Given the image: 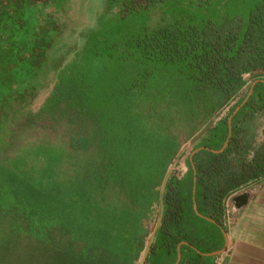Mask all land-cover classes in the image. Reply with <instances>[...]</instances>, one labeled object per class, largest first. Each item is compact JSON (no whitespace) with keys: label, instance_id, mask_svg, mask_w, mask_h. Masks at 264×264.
<instances>
[{"label":"trees","instance_id":"trees-1","mask_svg":"<svg viewBox=\"0 0 264 264\" xmlns=\"http://www.w3.org/2000/svg\"><path fill=\"white\" fill-rule=\"evenodd\" d=\"M238 21L143 25L105 41L97 33L73 63L57 68L34 113L17 97L29 78L28 37L0 12V142L18 126L13 148L21 131L44 119L70 130L66 144L21 147L13 158L2 159L10 146L0 148V264H138L162 204L149 257L166 247L175 264L186 242L179 264H211L204 256L224 247L216 224L228 231V199L264 176V144L247 158L250 116L264 111V73L255 74L264 70V0L241 30ZM206 129L187 175L172 176L162 194L183 140ZM195 219L215 231L200 236ZM216 236L222 243L211 246ZM193 248L195 257H186Z\"/></svg>","mask_w":264,"mask_h":264},{"label":"rangeland","instance_id":"rangeland-1","mask_svg":"<svg viewBox=\"0 0 264 264\" xmlns=\"http://www.w3.org/2000/svg\"><path fill=\"white\" fill-rule=\"evenodd\" d=\"M258 1L0 0V12L12 18L19 31L28 37L29 52L24 55L22 63L29 67L27 72L29 78L24 91L17 95L19 104L28 105L31 107V112L37 113L49 96L57 68L73 63L79 53L86 49L85 47L88 48L90 39L97 33H99L97 36L105 41L112 33L136 32L143 25L153 28L180 20L204 28L211 23L218 26L230 21L235 23L238 21L236 18L242 20L238 21L241 24L237 23L241 30L251 9ZM111 5L112 9L109 11L108 7ZM108 21L114 23L111 26L113 29L104 28ZM22 112H25L23 114L25 118L30 116L29 112L24 110ZM251 120V139L259 142L263 138L261 128L264 126V115L256 116ZM17 127L9 126L12 133L13 131L16 133ZM12 133L7 134L9 137L7 141L0 142V148L5 146L12 148L16 137ZM69 133L70 130L64 123L41 120L33 127L21 131L18 142L12 149L5 151L2 159L13 158L18 149L25 146L39 143L66 144L70 137ZM191 140H187V147L183 148L185 158L193 150L189 151ZM250 154L252 152L248 155ZM183 159L180 156L174 161L168 175L170 178L188 169ZM162 218V205H160L155 208V214L148 222L149 234L153 229L160 227ZM193 223L194 227L200 230V236L205 237L209 232L215 231L211 223H202L198 219L193 220ZM208 243L214 246L222 243V239L216 236L214 240L209 239ZM166 252V247L158 248L155 255L151 258L148 256V261L142 263L144 258L142 256L138 264H168L171 256H167Z\"/></svg>","mask_w":264,"mask_h":264},{"label":"crops","instance_id":"crops-1","mask_svg":"<svg viewBox=\"0 0 264 264\" xmlns=\"http://www.w3.org/2000/svg\"><path fill=\"white\" fill-rule=\"evenodd\" d=\"M250 77H251L250 75H246L247 79H250ZM254 86H255V82H250L240 97L245 96L249 88L251 87L252 89V87L254 88ZM261 115H264V111H258L254 113L253 115L250 116V119ZM261 130L263 131L262 132L263 138H261L259 142L253 141V139H251L250 137L249 140L250 143L248 144V149H247V158L249 159L252 158L257 152V150L264 144V126L261 128ZM251 136H252V131H251ZM199 150L200 149L195 150L194 151L195 153L191 152L190 155H188V158L189 156L191 158L193 153L195 155L197 152H199ZM251 152L252 154L248 155ZM180 156L184 158L183 159L184 164L188 168V164H187L188 158L184 157L185 153L183 152V148L178 157ZM187 173H188V169L180 172V175L184 176L187 175ZM245 190L252 191L254 193L253 198L249 202V204L238 213L231 211L230 207L228 206L225 217V222L226 220H230L231 222L230 227L226 226L228 228V231L226 232L228 245L225 248L226 240L224 237V247L221 250H219L222 251L221 254L215 256L205 254L204 256L205 258L208 257L213 258L211 260V264H264V176L263 178L257 181H253L250 184L244 186L242 189L235 192L234 194L241 193L242 191ZM216 225L219 227L218 224ZM184 244L187 243L183 242L179 245L180 250ZM195 248H193V252H188L186 254V257L190 254L191 256L195 257L194 255L196 254ZM201 262H202L201 264H208L206 259H203Z\"/></svg>","mask_w":264,"mask_h":264},{"label":"water","instance_id":"water-1","mask_svg":"<svg viewBox=\"0 0 264 264\" xmlns=\"http://www.w3.org/2000/svg\"><path fill=\"white\" fill-rule=\"evenodd\" d=\"M256 74H262L264 73V70L262 69H259L255 72ZM250 75V74H249ZM251 76V75H250ZM253 92V87L252 89L250 90L249 92V95L248 97L246 98V100L244 101V103H242L239 107L236 108V110L234 111L233 115L229 118V125H230V135H229V139L226 141L224 147H223V150L227 147V145L229 144V141H230V138H231V126H232V121H233V117L239 112V110L248 102L249 100V97L250 95L252 94ZM187 147V139H184L183 140V148H186ZM195 153V152H194ZM194 153L193 155L191 156V159L193 158L194 156ZM169 175V174H168ZM170 179L169 176H167V179L163 185V188H162V194L165 192V188H166V184H167V181ZM195 183L197 181V174H195V179H194ZM195 193H196V188H194V209L196 211V214L200 217H203L202 214L199 213L198 211V206H197V202L195 200ZM253 195L254 193L252 191H249V190H245V191H242L241 193H238V194H234L232 195L229 200H228V206L232 209L231 211H234V212H240L242 209H244L248 204L249 202L252 200L253 198ZM163 211H164V206L162 204V216H163ZM207 220L215 223L212 219H209L207 218ZM220 229L222 230L223 234H224V237H225V240H226V245H225V248L227 247L228 245V239H227V233L222 229V227L219 225ZM158 228H155L153 229L151 232H150V237H149V240H148V244H147V247H146V250H145V253L143 255V261L142 263H145L148 259V256L151 252V249L153 247V245L155 244V241H156V236H157V232H158ZM224 248V249H225ZM178 259H177V262L176 264H179L180 260H181V253H180V247L178 248ZM222 251H217V252H214V253H211L209 255H212V256H215V255H218V254H221Z\"/></svg>","mask_w":264,"mask_h":264},{"label":"built area","instance_id":"built-area-1","mask_svg":"<svg viewBox=\"0 0 264 264\" xmlns=\"http://www.w3.org/2000/svg\"><path fill=\"white\" fill-rule=\"evenodd\" d=\"M208 133H209V129H206V130H203V131H200L199 133H197L190 142L191 145H190L189 151H191L198 144H200L207 137ZM187 158H188V156H187ZM225 224L227 227H230V225H231L230 220H226Z\"/></svg>","mask_w":264,"mask_h":264},{"label":"flooded vegetation","instance_id":"flooded-vegetation-1","mask_svg":"<svg viewBox=\"0 0 264 264\" xmlns=\"http://www.w3.org/2000/svg\"><path fill=\"white\" fill-rule=\"evenodd\" d=\"M112 9V5L110 7H108V10L110 11ZM209 221V220H208Z\"/></svg>","mask_w":264,"mask_h":264}]
</instances>
